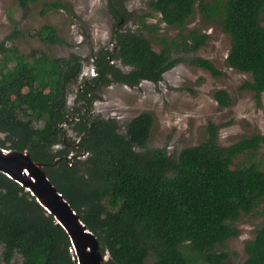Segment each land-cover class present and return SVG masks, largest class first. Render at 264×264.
Instances as JSON below:
<instances>
[{
  "label": "trees",
  "instance_id": "1",
  "mask_svg": "<svg viewBox=\"0 0 264 264\" xmlns=\"http://www.w3.org/2000/svg\"><path fill=\"white\" fill-rule=\"evenodd\" d=\"M39 1L18 0V4L26 10ZM197 3L207 21L219 22L231 36L227 66L251 74L252 81L244 87L261 98L264 0H148L163 22L181 30L179 40L162 38L160 51L140 30L155 31L145 21L149 12L139 17V29L125 28L130 12L117 0H108L115 17L114 45L111 50L96 52V74L78 92V100H85L87 107L73 125L79 142L64 136L60 127L67 115L62 113L56 120L60 107L54 108V102L62 79L72 82L78 76L74 69L81 66L80 57H52L42 50L25 55L7 46L19 36L18 30L0 43V146L26 150L44 166L50 181L97 236L102 253H109L103 264H196L199 260L233 264L228 252H218L217 246L238 236L234 222L264 202V169L255 160L264 135L223 146L218 141L221 126L210 122L207 138L181 149L175 157L167 147H148L154 124L151 113L133 117L123 132L116 118L91 111L100 87L159 83L181 62L213 75L221 73L209 59L177 54L197 51L209 38L197 30L184 34ZM45 8L68 6L54 1ZM35 35L48 44L67 43L51 24ZM114 60L129 70L118 67ZM215 98L222 107L229 105L226 90H217ZM39 122H43L41 127L35 124ZM247 153L252 157L249 162L232 168L234 159ZM185 247L195 253H187ZM0 248L7 264H77L64 228L29 191L2 172ZM246 253L242 264H264V208L256 236L246 243ZM16 255L22 260L12 263Z\"/></svg>",
  "mask_w": 264,
  "mask_h": 264
},
{
  "label": "rangeland",
  "instance_id": "2",
  "mask_svg": "<svg viewBox=\"0 0 264 264\" xmlns=\"http://www.w3.org/2000/svg\"><path fill=\"white\" fill-rule=\"evenodd\" d=\"M54 1H61L68 8H45L46 3ZM117 2L123 4L131 15L125 28L139 29V17L145 12L151 14L145 21L154 25L155 31L140 30L151 40L156 51L164 47L162 38L180 39L181 30L163 22L161 15L150 9L148 0ZM261 22L264 25V12ZM47 24L54 25L59 36L67 43L48 44L40 40L35 34ZM114 25L115 17L108 0H40L30 4L26 10L19 6L18 0H0V43L18 30L19 36L8 41L7 46L15 47L25 55H29L33 50H42L52 57H69L71 54L80 57L81 66L74 69L78 74L75 80L70 82L64 77L61 81L59 96L54 102V108L60 107V115L56 120H60L62 113L71 110L82 82L90 80L96 74V52L106 50L105 48L112 49ZM185 28L184 34L197 30L208 34L209 38L197 51L187 54L180 51L178 56H200L209 59L221 72L219 75H213L202 67L181 62L167 71L159 83L144 81L137 87L113 83L100 87L97 90L98 99L92 104V113L105 118H116L123 132L133 117L142 112L151 113L154 124L148 147H167L169 153H173L175 157L181 149L203 142L208 136L207 126L210 122L221 126L218 130V141L223 146L231 145L244 137L264 135V92L261 98H257L254 91L244 87L247 82L252 81L251 74L227 66L231 36L219 22L207 21L200 13L198 3ZM112 62L122 69L129 70L120 60ZM221 89L230 95V102L226 107H222L215 98L216 91ZM82 106L81 104V113L84 114L85 108ZM73 122L61 125L60 129L67 139L76 141L78 136L73 129ZM35 124L41 127L43 122ZM251 158L249 153L238 156L234 159L232 168L249 162ZM255 160L260 162L264 169V142L255 151ZM263 208L264 202L251 214H242L233 224L239 230V235L217 246L218 252H228L233 264H242L246 260V243L256 236L263 220ZM188 248L185 249L187 253H195ZM72 252L75 255V251ZM21 260V256L16 255L12 263ZM0 264H7L2 259L1 248ZM196 264L209 263L199 260Z\"/></svg>",
  "mask_w": 264,
  "mask_h": 264
},
{
  "label": "water",
  "instance_id": "3",
  "mask_svg": "<svg viewBox=\"0 0 264 264\" xmlns=\"http://www.w3.org/2000/svg\"><path fill=\"white\" fill-rule=\"evenodd\" d=\"M75 153H72L74 156ZM86 155V153H85ZM71 157V156H70ZM0 172L18 182L36 198L67 232L77 264H103L109 253H102L97 236L81 220L68 200L50 181L44 166L35 162L28 151L0 146Z\"/></svg>",
  "mask_w": 264,
  "mask_h": 264
},
{
  "label": "flooded vegetation",
  "instance_id": "4",
  "mask_svg": "<svg viewBox=\"0 0 264 264\" xmlns=\"http://www.w3.org/2000/svg\"><path fill=\"white\" fill-rule=\"evenodd\" d=\"M87 80H85L84 82H82V84H81V86L78 88V92L80 91V90H83L84 89V84H85V82H86ZM89 81V80H88ZM78 92H77V97L75 98V103H74V105L71 107V110L70 111H68V112H66V114H65V116H66V119H65V121L61 124L62 126L63 125H66V124H69V122H73V123H75V122H77V121H79V120H81L82 118H80L79 117V113H81V111H82V109H81V111L80 112H76L75 111V108H80V105L82 104H85L86 103V101L85 100H82V99H79L78 100ZM90 96V94L88 93V95H87V97H89ZM82 107H84L85 108V111L87 110V107H85L84 105L82 106ZM84 111V112H85ZM88 116H90V111H89V113H88V115H87V117ZM62 128V127H61ZM66 137V136H65ZM79 140H80V138L78 137L77 138V142H79ZM75 154H76V152H74ZM80 157H82V156H80Z\"/></svg>",
  "mask_w": 264,
  "mask_h": 264
}]
</instances>
